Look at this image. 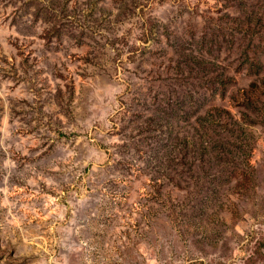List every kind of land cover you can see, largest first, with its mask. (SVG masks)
<instances>
[{"label": "rangeland", "instance_id": "374dc122", "mask_svg": "<svg viewBox=\"0 0 264 264\" xmlns=\"http://www.w3.org/2000/svg\"><path fill=\"white\" fill-rule=\"evenodd\" d=\"M261 62L264 0H0V264H264V126L217 231V195L171 180Z\"/></svg>", "mask_w": 264, "mask_h": 264}, {"label": "trees", "instance_id": "16d2710c", "mask_svg": "<svg viewBox=\"0 0 264 264\" xmlns=\"http://www.w3.org/2000/svg\"><path fill=\"white\" fill-rule=\"evenodd\" d=\"M217 49L219 53L223 51L222 55H225L223 59L227 66L224 68H226L225 70L229 74L221 72V75H218L216 72L214 75H217L211 80L212 83L209 88L214 89L220 86L223 91H227L228 86L236 80L234 76L233 78L230 75L231 72L239 71L241 65L233 67L228 63V58L233 57L231 55L232 53L229 52L231 48L228 45H224L219 41ZM249 60L252 61L251 58ZM245 64L248 63L245 62ZM260 68L264 69L262 62L260 63ZM189 80L190 78L184 76L178 82L184 81L187 83ZM186 93L189 97H193L194 95L192 90H187ZM241 94L243 98L242 107L244 109L241 112L242 119L235 117L233 121L222 120L225 117L223 115H230L232 112L227 108H216L214 114L211 115L212 118L203 123L205 125L203 127L214 130H211V132H215L216 136L212 135L213 137L210 138V133L206 135L202 134L201 138L203 141L201 142V147L203 150L194 158H191V144L184 141L181 144V158L175 157L172 160L174 163L172 171L174 173L171 175V180L179 188H185L183 182L187 181V184L194 185L195 190L199 185H202L200 191L204 190L207 196H210V193L217 195L215 202L207 200L211 202L208 210L206 209L208 202H205L206 207L204 205V210L202 211V216L212 219V223H210L203 218L204 226L215 229L216 231L219 228L216 219L220 211L225 208V205L231 202V198L234 196L238 187L243 185L247 192L252 190V183L257 171L253 168L252 164V158L256 148L254 147V137L250 130L255 129V127L264 126V72L262 71L259 75L257 74L256 81L251 85L241 88L239 95L241 96ZM159 110L162 111L163 109ZM202 116L203 114L197 119ZM148 129L154 131L157 127L152 124ZM198 168L201 170V173H199ZM239 180H242V184H237ZM227 183H229L227 186L228 189L226 188L225 192L223 189ZM191 209L195 211L193 205ZM191 227L194 230H198L201 226L192 222Z\"/></svg>", "mask_w": 264, "mask_h": 264}]
</instances>
